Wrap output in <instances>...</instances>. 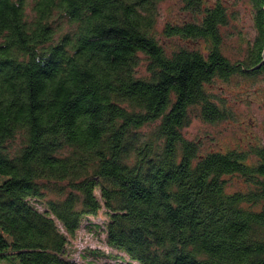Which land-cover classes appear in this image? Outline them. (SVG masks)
Here are the masks:
<instances>
[{
    "label": "trees",
    "instance_id": "1",
    "mask_svg": "<svg viewBox=\"0 0 264 264\" xmlns=\"http://www.w3.org/2000/svg\"><path fill=\"white\" fill-rule=\"evenodd\" d=\"M163 1L0 0V264H81L67 245L100 212L128 264H264V130L183 133L234 117L215 81L264 80V1L180 0L159 29Z\"/></svg>",
    "mask_w": 264,
    "mask_h": 264
},
{
    "label": "rangeland",
    "instance_id": "2",
    "mask_svg": "<svg viewBox=\"0 0 264 264\" xmlns=\"http://www.w3.org/2000/svg\"><path fill=\"white\" fill-rule=\"evenodd\" d=\"M212 0H207L211 2ZM240 2L238 6V20L233 22L224 32V53L231 59L238 55V47L242 38H252L253 28L249 18L247 7ZM189 16L182 12L180 0H165L160 4V16L158 28L169 20H177ZM228 34V36H226ZM242 34V35H241ZM181 40L177 37L166 39L167 46L178 45ZM217 94L227 98L228 103L234 109V117L230 120L207 123L194 117L190 124L183 129V133L193 140L203 143V148L227 149L244 143L251 134H258L264 130V80L257 79L248 82L233 77L228 82L217 80L210 87ZM5 176L0 173V182ZM105 216L100 212L97 216L84 218L73 238L67 245L69 255L81 264H128V258L120 260L118 253L111 249L105 240L104 228ZM98 224L99 227L95 225ZM93 252V253H92Z\"/></svg>",
    "mask_w": 264,
    "mask_h": 264
},
{
    "label": "water",
    "instance_id": "3",
    "mask_svg": "<svg viewBox=\"0 0 264 264\" xmlns=\"http://www.w3.org/2000/svg\"><path fill=\"white\" fill-rule=\"evenodd\" d=\"M263 10H264V5H263ZM263 62H264V47H263V51H262V60L256 65V67L260 66Z\"/></svg>",
    "mask_w": 264,
    "mask_h": 264
}]
</instances>
